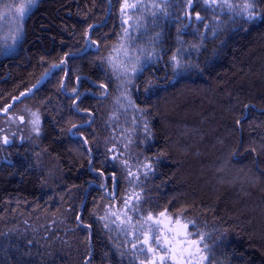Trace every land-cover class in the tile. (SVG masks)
<instances>
[{"label": "trees", "instance_id": "1", "mask_svg": "<svg viewBox=\"0 0 264 264\" xmlns=\"http://www.w3.org/2000/svg\"><path fill=\"white\" fill-rule=\"evenodd\" d=\"M8 3L0 264H150L161 213L203 237V264H264V0L252 21L147 0L127 23L124 0H36L17 40Z\"/></svg>", "mask_w": 264, "mask_h": 264}, {"label": "rangeland", "instance_id": "2", "mask_svg": "<svg viewBox=\"0 0 264 264\" xmlns=\"http://www.w3.org/2000/svg\"><path fill=\"white\" fill-rule=\"evenodd\" d=\"M147 0H124L123 8H122V14L125 18L126 23L130 22L131 20V14L134 12V10L140 6H142ZM27 0H9V3L5 7V12L3 15H5V19L3 22L6 24L5 32H9L10 30H13L15 27H20L22 30L23 27V20L24 17L27 15L29 10L33 7V5L29 6L26 9V13L22 20H19L16 16L15 8L16 6L20 5L21 3H26ZM134 6V7H133ZM2 27H4L1 24ZM21 32V31H20ZM18 37L16 38V40ZM123 62L127 63L125 59H121ZM126 69V68H124ZM123 73L125 74V79L128 81V79L132 76L134 73L133 69L129 68L127 71L123 70ZM122 97V96H121ZM22 124L26 123L28 128H31V125L35 121V116L31 113L27 115L26 119H21ZM5 138V137H4ZM4 138L0 141H4ZM119 195V191H118ZM118 199V196L116 200ZM182 216L176 215V217H172L164 213L163 216L158 215L156 217H152V219H145L144 224H142L143 228V241L142 243L145 245L147 252L150 253V261L155 259V264H160L159 257L163 255L165 252L168 251L169 247H176L177 249L183 248L187 246V242L192 240L188 234L187 227H183L185 223L182 222L181 219ZM179 221V223L177 222ZM146 236L148 237V242L145 243ZM156 237H159V244L156 241ZM165 237L169 238L171 240L170 244H165ZM178 241H184L185 243L181 244L178 243ZM160 244H165V247L161 248ZM151 246L154 251L149 252L148 248ZM193 252L195 250V247H193ZM170 255V254H169ZM199 255L195 257L193 260V264H195V260H198ZM187 259V257H186ZM165 264H173V261L171 259L165 260Z\"/></svg>", "mask_w": 264, "mask_h": 264}, {"label": "snow or ice", "instance_id": "3", "mask_svg": "<svg viewBox=\"0 0 264 264\" xmlns=\"http://www.w3.org/2000/svg\"><path fill=\"white\" fill-rule=\"evenodd\" d=\"M205 2L207 3L208 0H205ZM219 2V5L221 7L227 8L230 12H235L236 15H241L244 14V18L247 21H252L254 19H256L260 13L257 12L255 10V0H245L244 4L242 5V7L240 5H234L230 2V0H211V4L215 5ZM36 3V0H27L26 3H21L20 5L16 6L15 8V12H16V16L19 20H22L25 13H26V9L31 6L34 5ZM192 0H189V5H191ZM134 7V6H133ZM237 9H239V11H237ZM196 19L197 20H201L202 17L197 13L196 15ZM21 28L17 27L16 29V33L15 35L12 37L13 40H15L19 34H20ZM172 59L174 61H176V56L173 55ZM181 65L179 64V62L177 61V63L175 64L174 67H180ZM54 67H56L54 65ZM137 69L134 67L133 71H136ZM125 71H127V69H125ZM23 95V94H22ZM35 115V114H34ZM34 124H38L39 123V117L36 118V120L33 122ZM239 123V121H238ZM73 127H75V125H73ZM38 131V129H37ZM4 143L7 144L8 143V139L7 137L4 138ZM147 167V165H146ZM161 216L164 215V213L160 214ZM149 219H152L151 216L148 217ZM179 223V221H177ZM183 227H187V224L183 225ZM187 235H191V233H188ZM203 240V237H201L200 240H190L187 242V246L177 249L176 247H169L168 251L165 252L163 255H161L159 257L160 259V264H165V260L167 259H171L173 261V264H193V260L195 259L196 255L199 254L200 258L198 260H195V264H203V262L208 258L207 256L203 255L202 252L203 250L200 248V242ZM156 241L159 244V237H156ZM148 242V237L146 236L145 239V243ZM171 240H169V238L165 237V244H170ZM178 243H185L184 241H178ZM165 244H160V247L163 248L165 247ZM193 247H195V252H193ZM207 247V245H205V248ZM149 252L154 251V249L149 246L148 248ZM170 254V255H169ZM187 257V259H186ZM150 264H155V259L153 258V260L150 261Z\"/></svg>", "mask_w": 264, "mask_h": 264}, {"label": "water", "instance_id": "4", "mask_svg": "<svg viewBox=\"0 0 264 264\" xmlns=\"http://www.w3.org/2000/svg\"><path fill=\"white\" fill-rule=\"evenodd\" d=\"M118 196V185L115 182V179H113V185H112V190H111V194H110V200H116Z\"/></svg>", "mask_w": 264, "mask_h": 264}]
</instances>
